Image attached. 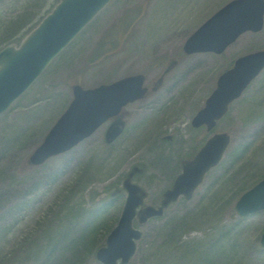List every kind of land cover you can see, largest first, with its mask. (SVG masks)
I'll use <instances>...</instances> for the list:
<instances>
[{
    "label": "rangeland",
    "instance_id": "374dc122",
    "mask_svg": "<svg viewBox=\"0 0 264 264\" xmlns=\"http://www.w3.org/2000/svg\"><path fill=\"white\" fill-rule=\"evenodd\" d=\"M25 1L8 2V13ZM229 1L112 0L0 113V264H104L97 252L129 187L136 185L142 206L160 203L182 160L210 134L191 118L218 75L238 56L264 49L263 24L221 54L183 51L187 37ZM137 72L149 92L124 107L118 139L105 141L104 123L72 149L29 164L71 101L72 84L93 87ZM212 132L230 135L222 160L162 216L141 222L135 215V250L116 264H264V210H235L264 176V69Z\"/></svg>",
    "mask_w": 264,
    "mask_h": 264
},
{
    "label": "water",
    "instance_id": "95a60500",
    "mask_svg": "<svg viewBox=\"0 0 264 264\" xmlns=\"http://www.w3.org/2000/svg\"><path fill=\"white\" fill-rule=\"evenodd\" d=\"M109 1L59 0L19 46L9 44L0 49V113ZM263 22L264 0H230L187 38L183 50L186 53H221L243 32L262 29ZM262 68L264 49L239 56L231 68L220 74L216 88L193 116L192 126L205 125L207 130H211L225 114L229 103L242 93ZM144 82V74L137 73L91 88L73 85V99L34 149L29 162L40 164L48 157L72 148L112 117L106 141L114 140L125 126L121 114L123 106L148 92ZM228 144L229 135L225 132L209 137L191 160L183 162L172 186L164 191L160 205L138 209L139 221L162 215L163 209L181 194L190 197L205 172L222 158ZM140 203L137 187L131 185L118 224L109 233L107 245L97 252L103 263L116 264L117 259L127 261L134 252V239L139 237L140 231L130 222ZM260 209H264V178L246 190L235 203L239 215ZM260 241L264 246V230Z\"/></svg>",
    "mask_w": 264,
    "mask_h": 264
},
{
    "label": "trees",
    "instance_id": "16d2710c",
    "mask_svg": "<svg viewBox=\"0 0 264 264\" xmlns=\"http://www.w3.org/2000/svg\"><path fill=\"white\" fill-rule=\"evenodd\" d=\"M17 1L0 0V48L10 43L18 44L59 0H26L19 9L8 13V2L13 5Z\"/></svg>",
    "mask_w": 264,
    "mask_h": 264
}]
</instances>
